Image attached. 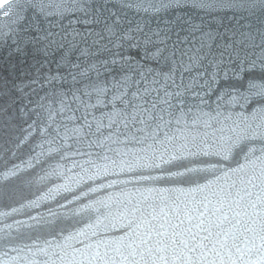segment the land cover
<instances>
[{
    "label": "snow or ice",
    "instance_id": "snow-or-ice-1",
    "mask_svg": "<svg viewBox=\"0 0 264 264\" xmlns=\"http://www.w3.org/2000/svg\"><path fill=\"white\" fill-rule=\"evenodd\" d=\"M19 7L0 0V264H264V0Z\"/></svg>",
    "mask_w": 264,
    "mask_h": 264
},
{
    "label": "water",
    "instance_id": "water-1",
    "mask_svg": "<svg viewBox=\"0 0 264 264\" xmlns=\"http://www.w3.org/2000/svg\"><path fill=\"white\" fill-rule=\"evenodd\" d=\"M30 2V0H18V3L20 4L19 8L14 9V13H19L22 16H27L29 18L32 17V13L27 9V3ZM259 15V13H257ZM230 15V14H229ZM10 27H16V15L15 14H10L9 16H4L3 13H0V31L2 32H8ZM4 55H7V49L4 50ZM214 99V97H213ZM214 106V105H213ZM235 111L237 113H242V109L240 108H236ZM29 150V147L26 146L24 149L21 150L20 155L22 157L26 156L27 152ZM13 163H19L18 160H14ZM65 181H57L54 184H49L47 185V187L43 188L42 192H35V194L33 193H29V192H25L24 195L28 196L30 199H35L37 196H45L46 200L42 202V206L46 207L47 206V202H48V198L52 197V196H56V192H55V188L57 184L60 183H64ZM50 189H52L53 191H49ZM111 191V190H110ZM115 195H119V193H115ZM59 198V197H57ZM81 227L88 232V236H92V231L88 230V225L84 224L81 225ZM94 231V230H93ZM100 231H104L103 228L100 229ZM78 239H82V240H86V238L84 236H80L78 237ZM86 242H89L86 240ZM68 243H76L75 241H68ZM79 246V245H77ZM2 255V254H0ZM12 255H15L14 253Z\"/></svg>",
    "mask_w": 264,
    "mask_h": 264
}]
</instances>
